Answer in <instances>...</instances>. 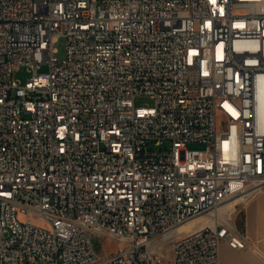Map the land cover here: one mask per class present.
<instances>
[{
    "label": "built area",
    "instance_id": "1",
    "mask_svg": "<svg viewBox=\"0 0 264 264\" xmlns=\"http://www.w3.org/2000/svg\"><path fill=\"white\" fill-rule=\"evenodd\" d=\"M263 188L264 0H0V264H219Z\"/></svg>",
    "mask_w": 264,
    "mask_h": 264
},
{
    "label": "crops",
    "instance_id": "2",
    "mask_svg": "<svg viewBox=\"0 0 264 264\" xmlns=\"http://www.w3.org/2000/svg\"><path fill=\"white\" fill-rule=\"evenodd\" d=\"M241 227L251 245L239 250L227 243L220 246L219 264H264V188L245 205Z\"/></svg>",
    "mask_w": 264,
    "mask_h": 264
},
{
    "label": "rangeland",
    "instance_id": "3",
    "mask_svg": "<svg viewBox=\"0 0 264 264\" xmlns=\"http://www.w3.org/2000/svg\"><path fill=\"white\" fill-rule=\"evenodd\" d=\"M54 46L58 49V52L56 53V56L60 58H64L65 52H66V38L64 36H60ZM47 67L43 66L42 70H46ZM16 77L20 79V81L24 84L28 78L32 75V72L28 70L27 66H22L18 68L15 72ZM136 104L141 106H147V105H153V99L150 96L147 95H141L138 96L136 99ZM191 148H204L205 144L203 143H195L189 145ZM200 216H207V215H200ZM199 217V216H198ZM97 244H99L98 249L101 251V253L104 255L107 252L114 251L115 249L118 250L119 246L115 245V243L107 242L106 240L101 239L100 241H97Z\"/></svg>",
    "mask_w": 264,
    "mask_h": 264
},
{
    "label": "bare ground",
    "instance_id": "4",
    "mask_svg": "<svg viewBox=\"0 0 264 264\" xmlns=\"http://www.w3.org/2000/svg\"><path fill=\"white\" fill-rule=\"evenodd\" d=\"M234 202V201H233ZM233 202H227L222 206L223 211H229L232 207ZM212 220L208 216H199L193 218L192 220L188 221L187 223L180 226V230H187L192 227H199L205 223L211 222Z\"/></svg>",
    "mask_w": 264,
    "mask_h": 264
}]
</instances>
